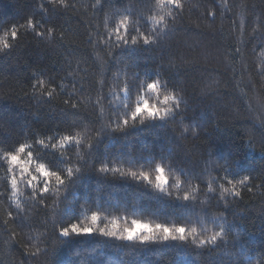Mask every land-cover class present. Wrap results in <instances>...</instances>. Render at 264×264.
I'll return each mask as SVG.
<instances>
[{
  "label": "trees",
  "instance_id": "1",
  "mask_svg": "<svg viewBox=\"0 0 264 264\" xmlns=\"http://www.w3.org/2000/svg\"><path fill=\"white\" fill-rule=\"evenodd\" d=\"M0 264H264V0H0Z\"/></svg>",
  "mask_w": 264,
  "mask_h": 264
},
{
  "label": "rangeland",
  "instance_id": "2",
  "mask_svg": "<svg viewBox=\"0 0 264 264\" xmlns=\"http://www.w3.org/2000/svg\"><path fill=\"white\" fill-rule=\"evenodd\" d=\"M146 230V225L143 223H135L134 227L127 233V238H132L134 236H136L138 233H140L141 231H145Z\"/></svg>",
  "mask_w": 264,
  "mask_h": 264
},
{
  "label": "clouds",
  "instance_id": "3",
  "mask_svg": "<svg viewBox=\"0 0 264 264\" xmlns=\"http://www.w3.org/2000/svg\"><path fill=\"white\" fill-rule=\"evenodd\" d=\"M16 163V158L15 157H12L10 159V164H15ZM26 170V169H25ZM162 179V178H161ZM114 226V225H113Z\"/></svg>",
  "mask_w": 264,
  "mask_h": 264
}]
</instances>
